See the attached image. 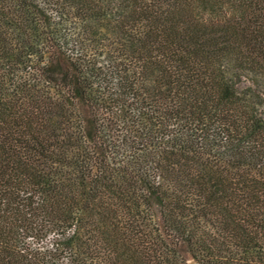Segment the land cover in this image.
Returning a JSON list of instances; mask_svg holds the SVG:
<instances>
[{"label": "trees", "instance_id": "16d2710c", "mask_svg": "<svg viewBox=\"0 0 264 264\" xmlns=\"http://www.w3.org/2000/svg\"><path fill=\"white\" fill-rule=\"evenodd\" d=\"M0 264H264V0H0Z\"/></svg>", "mask_w": 264, "mask_h": 264}]
</instances>
